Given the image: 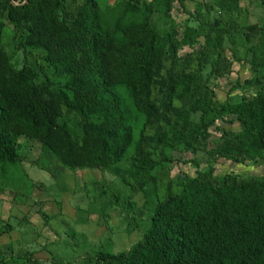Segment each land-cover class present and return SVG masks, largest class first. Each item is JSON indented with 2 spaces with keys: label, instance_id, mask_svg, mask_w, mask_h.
<instances>
[{
  "label": "rangeland",
  "instance_id": "obj_1",
  "mask_svg": "<svg viewBox=\"0 0 264 264\" xmlns=\"http://www.w3.org/2000/svg\"><path fill=\"white\" fill-rule=\"evenodd\" d=\"M26 2L0 0V61L5 59L16 72L31 65L37 84L46 90L59 89L67 77L48 64L43 51L32 49L25 54L23 39L7 17L8 3L19 6ZM58 2L56 19L61 20L85 10L87 0ZM95 2L103 28L113 32L122 47L141 51L145 39L129 38L130 33L123 32L130 25L151 29L163 38L169 36L171 41L161 47L160 66L148 72L155 106H160L169 86L174 89L171 124H147L134 106L131 91L115 86L133 137L116 167L71 171L38 141L19 137L17 162L0 163V252L4 250L13 261L18 255L32 254L28 256L31 263L20 258L16 259L19 264H98L88 258L98 251L128 250L141 240L149 227L148 214L169 195L179 193L189 179L221 185L228 178L264 177V151L233 141L242 132L241 123L227 110L219 113L223 106L264 100L263 1ZM183 37L191 43L180 45ZM174 40L176 46L171 44ZM201 53L205 57L198 63ZM187 57L192 62L186 66ZM183 69L190 74L191 84L187 95L178 99L176 94L186 84ZM201 99L213 110L208 120L214 117V122L206 130L199 127L201 112L191 111ZM62 113L59 122L71 139L81 138L80 118ZM140 141L143 152L159 161V166L138 168ZM74 150L82 152L79 146Z\"/></svg>",
  "mask_w": 264,
  "mask_h": 264
},
{
  "label": "trees",
  "instance_id": "obj_2",
  "mask_svg": "<svg viewBox=\"0 0 264 264\" xmlns=\"http://www.w3.org/2000/svg\"><path fill=\"white\" fill-rule=\"evenodd\" d=\"M58 3L27 0L23 5L6 6L9 21L23 39L24 53L32 49L43 51L48 64L66 76L67 81L59 89L46 90L36 83L31 65L16 72L5 59L0 61V163L17 162L18 139L24 136L41 143L71 171L110 170L122 162L133 140L115 86L131 91L134 106L145 116L147 124H171L169 109L174 89L169 86L160 106H155L148 72L160 66L161 47L171 40L151 29L145 31L142 26L130 25L123 31L130 33L129 38L135 35L145 39L141 51L136 52L119 45L114 33L103 28L95 0H87L85 10L61 20L56 19ZM190 43L184 37L180 40V45ZM171 44L176 46V40ZM204 57L201 53L198 63ZM191 62L190 57L184 60L186 66ZM181 74L186 84L176 94L178 99L187 95L191 84L186 69ZM194 103L191 111L201 112L199 127L206 130L214 122V117L208 120L213 113L211 105L203 99ZM226 110L235 114L242 126V132L234 135L233 141L239 145L246 142L252 149L264 151V100L223 106L219 113ZM62 112L80 118L84 130L81 138L71 139L59 122ZM158 139L162 141L161 136ZM76 146L82 149L81 154L75 153ZM137 153L141 154L139 169L159 166V161L143 152L141 141ZM148 220L149 227L141 240L130 249L119 253L98 251L88 261L264 264V177L228 178L221 185L201 178L189 179L179 193L159 203L148 214ZM28 256L31 255H18L14 261L9 258V263L19 264L16 259L20 258L31 263ZM2 257L0 252V263Z\"/></svg>",
  "mask_w": 264,
  "mask_h": 264
},
{
  "label": "crops",
  "instance_id": "obj_3",
  "mask_svg": "<svg viewBox=\"0 0 264 264\" xmlns=\"http://www.w3.org/2000/svg\"><path fill=\"white\" fill-rule=\"evenodd\" d=\"M1 251L3 252L2 254H3V256H4V260H3V263L1 262L0 264H15V263H8V259H7V257L8 256H6L4 253H5V251L4 250H2L1 249ZM31 256H32V254H30Z\"/></svg>",
  "mask_w": 264,
  "mask_h": 264
}]
</instances>
